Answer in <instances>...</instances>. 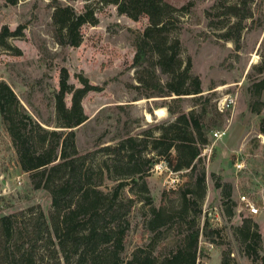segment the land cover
<instances>
[{"label": "trees", "instance_id": "1", "mask_svg": "<svg viewBox=\"0 0 264 264\" xmlns=\"http://www.w3.org/2000/svg\"><path fill=\"white\" fill-rule=\"evenodd\" d=\"M62 1L51 0L49 5L54 9V38L61 47L77 48L83 41L82 28L95 25L97 20L90 5L77 12ZM7 2L16 5L19 0ZM98 3L113 6L120 15L134 21L142 17L149 20L148 26L134 37L132 68L137 84L127 86L135 91V101L168 99L166 107L173 114L183 109L190 96L202 97V81L193 74L191 58H183L180 39L173 36L181 29V17L189 13L191 4L178 8L166 0ZM261 8L258 0H220L207 16L221 19V25H216L224 31L219 38L233 42L240 51L243 34L256 23ZM17 34L5 27L0 34V50L9 49L8 39ZM261 46L264 48V40ZM254 69L262 76L252 87L259 96L264 92V56ZM69 79L68 70L62 68L59 90L54 92L58 128L54 130L24 112L12 87L0 82V115L20 167L28 174L33 189L45 191L51 199L48 214L39 207H30L0 217V264H199L201 259H209L201 239L220 246L222 231L212 227L208 218L200 226L207 193L202 151L210 145L215 132L225 129V112L205 98L200 107L180 113L169 123L151 126L138 136L130 135L116 145L101 147L98 152L107 159L97 168L92 163L93 154H81L76 141V130L88 120L83 100L96 88L83 79V87L75 89ZM68 95L70 106L66 103ZM260 131L264 134V118ZM159 163L188 178L177 190L176 207L170 209L154 206L146 182ZM104 178L116 182L110 191L101 188ZM215 188H223L219 179ZM126 189L128 196L124 194ZM224 192L225 198L231 197V190ZM139 202L150 210L144 233L154 236L149 245L136 248L126 258V243L133 228L131 216ZM173 225L177 226L175 246L157 255L162 230ZM234 235L249 264H264L260 252L262 234L252 218L244 219ZM232 254L231 248L224 251L222 264H237Z\"/></svg>", "mask_w": 264, "mask_h": 264}, {"label": "rangeland", "instance_id": "2", "mask_svg": "<svg viewBox=\"0 0 264 264\" xmlns=\"http://www.w3.org/2000/svg\"><path fill=\"white\" fill-rule=\"evenodd\" d=\"M181 8L189 6V13L181 17L182 26L173 34L182 43V56L191 58L193 74L203 85L202 97L190 96L183 109L171 114L161 98L135 101V91L129 84H137L132 68L135 48L134 37L149 23L142 17L134 21L120 15L113 6H102L98 0H63L77 12L90 5L96 24L85 25L83 41L77 48L59 46L54 38L51 0H19L11 5L0 0V34L4 28L18 33L8 39L9 49L0 50V82L9 84L18 96L24 112L31 114L42 126L50 130L56 125L54 92L59 90L60 70L70 74L69 84L75 89L83 87V79L96 90L83 100L88 117L76 130V141L81 154H93L92 163L99 168L107 159L99 153L101 147L116 145L127 136H138L154 125L169 123L180 113L200 107L205 98L211 106L225 112V129L221 137H211V143L202 151L207 174V193L202 202L203 215L200 226L208 218L212 227L222 231V244L212 246L201 239L202 249L209 259L199 264H222V253L229 248L237 264H249L242 253V244L234 231L244 219L252 218L259 226L263 242L260 250L264 256V134L260 122L264 118V92L259 96L252 88L262 76L254 66L263 62L264 48V0H258L262 8L256 14L257 21L245 31L241 50L236 51L233 42L219 38L221 19L207 16L208 11L220 0H166ZM226 86L225 89L218 90ZM212 89V90H211ZM195 97V98H193ZM139 102V103H138ZM68 106L71 95L66 97ZM164 108L165 116H156V109ZM152 116L147 121L145 114ZM49 124L50 126L46 125ZM214 160L211 161V158ZM219 179L223 188H215ZM188 178L171 172L159 163L146 182L157 208L177 205V190ZM101 188L110 191L114 180L104 178ZM231 190L225 198L224 191ZM128 196V190L125 191ZM247 200L260 210L252 214L242 201ZM39 207L46 214L51 209V199L45 191L33 189L29 176L23 172L18 154L0 115V217ZM149 207L138 203L132 212L133 228L129 233L124 256L141 246H147L152 233L145 232ZM176 225L164 227L155 253L161 255L175 246Z\"/></svg>", "mask_w": 264, "mask_h": 264}, {"label": "built area", "instance_id": "3", "mask_svg": "<svg viewBox=\"0 0 264 264\" xmlns=\"http://www.w3.org/2000/svg\"><path fill=\"white\" fill-rule=\"evenodd\" d=\"M222 134L220 132H215L214 133V137L218 138V137H221ZM242 201L246 203L247 205V209H249L250 212H252V214H259L260 213V210L257 209L254 205H252L245 196H243L242 198Z\"/></svg>", "mask_w": 264, "mask_h": 264}, {"label": "bare ground", "instance_id": "4", "mask_svg": "<svg viewBox=\"0 0 264 264\" xmlns=\"http://www.w3.org/2000/svg\"><path fill=\"white\" fill-rule=\"evenodd\" d=\"M225 88H226V86H223V87H220L218 90H222V89H225ZM155 112H156V116L159 117V118H162V117L165 116V109L164 108L156 109ZM145 115L147 116V121L151 122L152 121V117L149 114V112L147 114H145Z\"/></svg>", "mask_w": 264, "mask_h": 264}, {"label": "water", "instance_id": "5", "mask_svg": "<svg viewBox=\"0 0 264 264\" xmlns=\"http://www.w3.org/2000/svg\"><path fill=\"white\" fill-rule=\"evenodd\" d=\"M157 100H160V99H155V98L153 99V101H157ZM151 117H152V116H151Z\"/></svg>", "mask_w": 264, "mask_h": 264}]
</instances>
